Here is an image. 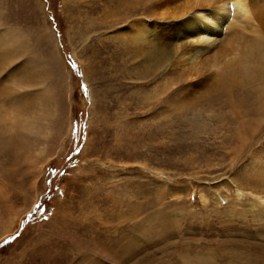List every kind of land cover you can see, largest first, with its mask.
<instances>
[{
  "label": "rangeland",
  "instance_id": "rangeland-1",
  "mask_svg": "<svg viewBox=\"0 0 264 264\" xmlns=\"http://www.w3.org/2000/svg\"><path fill=\"white\" fill-rule=\"evenodd\" d=\"M226 1L0 0V264H264V0L177 55Z\"/></svg>",
  "mask_w": 264,
  "mask_h": 264
},
{
  "label": "bare ground",
  "instance_id": "bare-ground-1",
  "mask_svg": "<svg viewBox=\"0 0 264 264\" xmlns=\"http://www.w3.org/2000/svg\"><path fill=\"white\" fill-rule=\"evenodd\" d=\"M231 10H233L234 13L238 14L241 19L245 21L250 20V13L247 8L245 0H229L221 4L217 3L215 5H211L210 13H208L207 17L195 16L194 18H192V20H189L187 22L189 25H193L195 28H199L200 31H198L197 40L201 41V45L197 47L194 52H189L187 51V49L179 50V53L177 55H178V60L181 62L180 65L183 66L187 70V72L195 71L192 75V77L195 78L200 76L201 73V72L198 73L197 70L206 69V70H201L202 72L204 71L205 73L207 71V73L203 77L201 76L199 78L200 80H198L193 85L192 89L194 87L197 88L205 77H210V73L208 72L209 68H206L204 64L206 60H209V58L219 55L218 52L222 47L221 43L223 42V40L227 38V35L229 34L226 33L223 37H221L220 40H218L217 38L218 33H222L223 30L225 31L226 28L228 27L229 28L232 27L230 25L228 27L223 26V23L221 22L222 21L221 17L223 18L226 12ZM208 29L214 30L215 32H211L210 35H207ZM228 59L232 61L231 58ZM216 70H220V69L218 67L213 69L214 72H216ZM191 92L192 91H190V93ZM26 114L29 116V111ZM32 121L34 122V120H30V119L25 120L26 123H32ZM32 127H33V123H32Z\"/></svg>",
  "mask_w": 264,
  "mask_h": 264
}]
</instances>
